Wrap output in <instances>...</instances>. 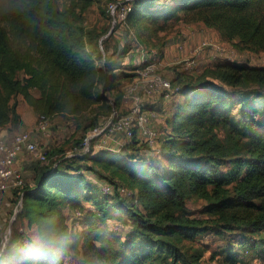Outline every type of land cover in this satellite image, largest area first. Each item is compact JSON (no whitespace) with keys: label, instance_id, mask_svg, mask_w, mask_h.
<instances>
[{"label":"trees","instance_id":"trees-1","mask_svg":"<svg viewBox=\"0 0 264 264\" xmlns=\"http://www.w3.org/2000/svg\"><path fill=\"white\" fill-rule=\"evenodd\" d=\"M85 1L72 0L64 11L56 10L53 0L0 3V129L23 126L19 96L37 115L47 117L74 116L81 106L101 102L105 119H93L88 125L75 119L83 135L121 107L123 88L116 91L117 69L97 66L89 46L100 35L85 30L76 16L75 7L81 4L84 10ZM126 3L130 11L120 23L141 46L148 35L200 24L240 50L264 52V0ZM107 12L113 18L108 8ZM158 53L163 54L161 49ZM136 70L122 71L126 84L137 76ZM173 74L171 82L179 87L181 100L163 124L170 130L161 161L139 157L143 145L136 139L119 153L59 157L47 152V161L35 165L33 187L13 191L22 205L11 222L0 264H14L21 250L34 247L40 250L21 264H65L70 253L81 255L77 264H196L178 242L193 241L209 230L228 240L239 238L232 244L235 258L224 264H238L236 258H244L242 247L264 230V123L260 121L264 110L244 91L264 98V67L215 60L196 77ZM115 91L112 99L104 97ZM81 142H76L74 153L81 151ZM103 171L135 189L142 209L117 190L102 194L84 173L106 181ZM109 182L115 189L120 187L112 179ZM189 196L207 202L206 218L190 217ZM85 203H91L87 210ZM65 210L90 216L80 232L69 229ZM121 216L129 221L130 238L117 242L98 221ZM24 222L35 226L37 234L27 244L20 230Z\"/></svg>","mask_w":264,"mask_h":264},{"label":"rangeland","instance_id":"rangeland-1","mask_svg":"<svg viewBox=\"0 0 264 264\" xmlns=\"http://www.w3.org/2000/svg\"><path fill=\"white\" fill-rule=\"evenodd\" d=\"M131 1V0H130ZM164 1L171 0H159V3ZM3 0H0V3ZM87 3L84 10L81 8V4L75 7L76 16L78 15L79 23L82 25L85 30L93 31L96 35H100V38L96 40L91 46H89L90 51L94 53V58L96 60V64L98 67H102L106 65L111 69L115 68V74L118 75V88L116 91H120L123 86L127 83V76L123 72H127L130 69L136 68V57H137V43L131 38H129V33L125 29L122 23H114L113 18L108 15L107 8L111 3H123L128 2L127 0H86ZM53 4L56 10L64 11L68 8L70 4H72V0H53ZM196 26L195 34L204 32L207 34L208 32L213 35L212 41L215 44L221 45L225 48V52L219 53L216 55L214 59L211 57V53L205 51L201 54L200 57L196 58L198 61V65L196 69H185L184 66L174 65L171 63L167 65V67H161V70L166 77L169 79L173 78V73H183L188 77H196L200 75L203 70L211 64L215 60H228L236 63L248 64L251 67H264V52H251L246 50H240L236 48L232 43L223 41L220 36L213 30L207 29L200 24H195ZM184 26L178 25L177 28L168 30L166 32L159 33L156 37H151L148 35L145 37L146 39L141 40L139 42L145 47L147 51L151 53L157 54L159 49L162 51V56L165 55V51L170 48H173L174 45L178 42H186L187 36L180 32ZM200 41V40H199ZM162 44V45H161ZM199 45V44H198ZM166 48V50H165ZM195 48V47H194ZM188 53L181 62L189 59H193L192 50ZM159 54V53H158ZM165 57V56H164ZM171 59V58H170ZM120 60L123 61V69L119 70ZM182 64V63H181ZM121 67V66H120ZM184 69V70H181ZM123 71V72H122ZM115 92L107 93L104 95L106 99H112L116 95ZM123 91V90H122ZM247 92V96L253 98L255 106L261 110H264V98L257 96L252 93V90H245ZM17 101V110L20 114V117L23 122L22 127H6L0 129V136H6V130L10 136H14L18 133H29L31 138L36 141L40 150L46 152H54L57 156L69 155L73 152L74 146L77 145L76 142L82 141L85 135H83V129L78 128L76 125V120H84L88 125L93 119H99V121L105 119V111L102 109L101 102L97 104H93L90 107L81 106V112L77 115L70 114H54L48 116V132L46 134H42L36 130V123L39 115L35 113L30 106L26 104V102L19 96L16 98ZM238 104V102H236ZM122 106V104H121ZM122 108L120 107L119 110ZM234 115H237V105L233 111ZM260 121L264 123V117L260 118ZM167 125V124H166ZM160 125L159 134H158V142L156 144L155 150L149 155L146 154L145 146L143 145V149L138 152V156H145V159L148 161L151 160L153 163L161 161V148L164 143V137L169 133V126ZM2 130H4L5 134L2 135ZM4 136V137H5ZM129 154V152H127ZM34 157V156H33ZM48 159H51L48 156ZM36 161V159H34ZM133 163V162H132ZM135 166V165H134ZM142 167L145 165L141 164ZM140 166V167H141ZM141 167V168H142ZM137 167L135 166L134 169ZM86 177L93 183V185L100 191V185L103 183H110L109 179H112L120 184V187L127 190L129 192V196H123L127 201L133 203L134 205L140 207V203H136L137 195L135 189H131L129 186L124 184L117 178H114L110 171H103L102 175L106 177L108 180L98 177L91 172H84ZM109 177V178H108ZM2 204L0 213L6 211L8 216H13V209L18 203L16 198L17 195H11L10 199H6V194L1 197ZM85 210L91 206V203H85ZM207 202L199 199L195 196H189L186 199V209L189 213L190 217L196 218H206L207 214L205 213ZM142 209V207H140ZM64 215L67 218L68 227L74 233H78L83 229V224L90 217L85 215V211H83V215L78 216L76 218L73 217V214L70 212L64 211ZM8 221V220H7ZM126 216H121L120 219H111L104 222H99L103 228L109 233H111V237L115 238L117 242L126 241L130 238L128 235L129 224ZM104 223V224H103ZM2 228H0V242L1 238L4 236L6 232V218L2 222ZM20 230L25 233V241L27 244V239L36 240V228L35 226L28 227L24 222L20 225ZM10 235V231L8 234V238ZM254 241L249 242L247 245L242 247V251L245 253L244 258H236L238 264H264V230L259 234L254 236ZM239 238L231 237L229 240L227 237H224L220 233L215 230H209L201 235L197 236L193 241H187L185 239L180 240L178 245L182 248V250L189 256H191L196 264H224L227 261H230L235 258V249L232 247V244L238 241ZM230 241V242H229ZM3 247V245H2ZM5 247V246H4ZM1 250V246H0ZM4 250V249H3ZM2 250V251H3ZM0 251V254L1 252ZM28 250H21L19 252L18 257H15L13 260L14 264H21L22 261H27L29 258L25 259L26 253ZM81 255L76 253H70L67 255V259L65 264H77L81 261ZM168 260V259H167ZM168 262V261H167Z\"/></svg>","mask_w":264,"mask_h":264},{"label":"built area","instance_id":"built-area-1","mask_svg":"<svg viewBox=\"0 0 264 264\" xmlns=\"http://www.w3.org/2000/svg\"><path fill=\"white\" fill-rule=\"evenodd\" d=\"M108 11L113 17V22L120 23L125 21L130 7L126 2L111 3L108 6ZM129 38L137 43L135 48L137 49V76L123 87L122 109L114 110L109 119L89 130L81 142V151L71 152L67 157L95 155L104 151L119 153L133 139L145 146L147 155L155 150L158 142V127L164 124L169 113V103L175 95H178L179 87L174 86L171 79L160 71L161 67H167L161 54L148 52L138 44L132 33H129ZM177 47L182 50L184 43L178 42ZM205 51L210 52L214 59L219 53L224 54L225 48L212 41L204 40L192 50L193 59L176 62L174 65H181L190 70L196 69L198 65L196 58ZM48 127V117L40 115L36 123V130L46 134ZM28 153L34 155L38 163L47 161V152L39 149L29 133H18L10 140L0 136V197L13 193L15 189H22L26 185L24 170L19 160ZM115 190L123 196H129V192L121 187L115 189L109 183L100 185V191L104 195H112ZM135 202L137 203V201ZM21 205L22 198L13 209V216L19 212ZM72 214L74 218L82 215L81 212ZM8 234L9 231L6 230L1 238L0 251L4 249L8 241Z\"/></svg>","mask_w":264,"mask_h":264},{"label":"crops","instance_id":"crops-1","mask_svg":"<svg viewBox=\"0 0 264 264\" xmlns=\"http://www.w3.org/2000/svg\"><path fill=\"white\" fill-rule=\"evenodd\" d=\"M194 30H196V26H193V25L184 26V28L180 30V32L183 33L185 35V37L187 36L186 42H184V48L182 50L178 49V47H177L178 43H176V45L172 46V47H174V50H173V48L171 50H170V48L167 50L165 48V50H166L165 55H164L165 57L164 56L163 57H164V61L166 63V66L168 64H170V62L176 63V62L182 61V59L188 53L191 52L192 47L193 48L196 47L202 41L212 40V38L209 39L210 37H213V35L211 33L208 32L207 34H205L204 32H200V33L195 34ZM180 100H181L180 95L174 96V99L169 103V106H168L169 112L173 109V105L176 102H179ZM1 133H2V135L5 134L4 130H2ZM5 137L7 140H10V139H12L13 136H10L6 130V136ZM33 156L34 155L29 154V153L24 154L19 160V163L24 170V178H25V182H26V185L28 188L33 187V185L35 183V177H36L34 168L38 162L34 160L35 156L34 157ZM11 195H13V193L6 194V199H10ZM1 197H0V209H1V204H2V200H3ZM5 218H6V227H7L6 229L8 231H10V225H11L13 216H8L7 211H6V216H5V212L0 213V228H2V225H3L2 222L5 220Z\"/></svg>","mask_w":264,"mask_h":264},{"label":"clouds","instance_id":"clouds-1","mask_svg":"<svg viewBox=\"0 0 264 264\" xmlns=\"http://www.w3.org/2000/svg\"><path fill=\"white\" fill-rule=\"evenodd\" d=\"M40 247H43V245H40ZM39 250H40L39 247H34V248L29 249L28 252L26 253L25 259L31 257L32 255H34Z\"/></svg>","mask_w":264,"mask_h":264},{"label":"water","instance_id":"water-1","mask_svg":"<svg viewBox=\"0 0 264 264\" xmlns=\"http://www.w3.org/2000/svg\"><path fill=\"white\" fill-rule=\"evenodd\" d=\"M15 217H16V214L13 216V219H12V221L15 219Z\"/></svg>","mask_w":264,"mask_h":264}]
</instances>
